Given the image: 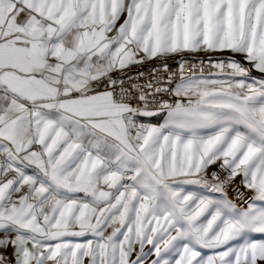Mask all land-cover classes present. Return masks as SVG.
Wrapping results in <instances>:
<instances>
[{
  "label": "snow or ice",
  "instance_id": "1",
  "mask_svg": "<svg viewBox=\"0 0 264 264\" xmlns=\"http://www.w3.org/2000/svg\"><path fill=\"white\" fill-rule=\"evenodd\" d=\"M0 264H264V0H0Z\"/></svg>",
  "mask_w": 264,
  "mask_h": 264
},
{
  "label": "built area",
  "instance_id": "2",
  "mask_svg": "<svg viewBox=\"0 0 264 264\" xmlns=\"http://www.w3.org/2000/svg\"><path fill=\"white\" fill-rule=\"evenodd\" d=\"M200 55H203V54H200ZM156 62H153V63H150V64H144L139 70L140 71H144L145 72V77L146 78H150V74L147 72V69L153 67V65L155 64ZM173 67H175V65L173 64L172 65ZM137 69H133V72H136ZM162 75V74H161ZM159 86V85H158Z\"/></svg>",
  "mask_w": 264,
  "mask_h": 264
},
{
  "label": "crops",
  "instance_id": "3",
  "mask_svg": "<svg viewBox=\"0 0 264 264\" xmlns=\"http://www.w3.org/2000/svg\"><path fill=\"white\" fill-rule=\"evenodd\" d=\"M215 55H230V54H229V53H224V54L216 53ZM153 62H155V61L148 62V63H146V64H150V63H153ZM9 251H11V250H9ZM155 258H156L155 256L152 257V259H155Z\"/></svg>",
  "mask_w": 264,
  "mask_h": 264
}]
</instances>
